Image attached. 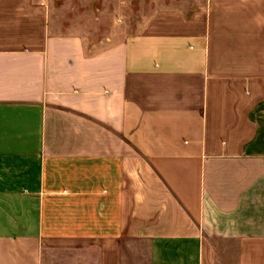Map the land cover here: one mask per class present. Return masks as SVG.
Listing matches in <instances>:
<instances>
[{"label":"crops","instance_id":"0c3cea01","mask_svg":"<svg viewBox=\"0 0 264 264\" xmlns=\"http://www.w3.org/2000/svg\"><path fill=\"white\" fill-rule=\"evenodd\" d=\"M0 264H264V0H0Z\"/></svg>","mask_w":264,"mask_h":264}]
</instances>
